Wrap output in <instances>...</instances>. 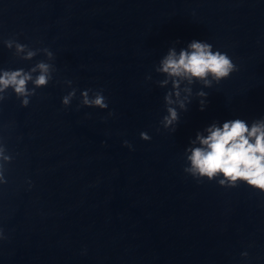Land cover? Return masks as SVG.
Here are the masks:
<instances>
[{
	"label": "water",
	"instance_id": "1",
	"mask_svg": "<svg viewBox=\"0 0 264 264\" xmlns=\"http://www.w3.org/2000/svg\"><path fill=\"white\" fill-rule=\"evenodd\" d=\"M10 37L48 47L57 71L27 107L11 89L0 102L13 157L0 184V264H264V192L184 172L198 131L264 117V0H0V67L46 59L14 56ZM194 39L239 71L195 83L207 105L193 95L172 132L160 123L171 85L158 86L155 66ZM65 80L77 89L68 107ZM89 88L108 108L78 107Z\"/></svg>",
	"mask_w": 264,
	"mask_h": 264
},
{
	"label": "clouds",
	"instance_id": "2",
	"mask_svg": "<svg viewBox=\"0 0 264 264\" xmlns=\"http://www.w3.org/2000/svg\"><path fill=\"white\" fill-rule=\"evenodd\" d=\"M2 42L8 49H14L13 55L22 60H32L40 53L46 57L28 70L0 67V102L7 99L8 90L11 89L20 100L21 106L27 107L37 89L47 87L54 79L53 74L57 71L53 63L54 53L48 47L32 48L28 44L20 43L15 37L3 39ZM237 71L239 67L233 63L232 58L219 49L213 50V45L207 41L194 39L187 48H181L179 52L175 47H169L155 66V72L164 77L156 81L158 86L168 88L171 85L163 97L167 115L161 119V125L175 132L180 119L178 110L187 111L193 95L200 98V110L205 109L208 93L201 89L194 94L195 83L210 88ZM146 79L151 80V75ZM29 82L33 85L31 88L28 87ZM64 84L71 88L62 97V104L68 107L75 98L77 89L71 87L72 80H65ZM80 106L106 109L108 103L103 90L89 88L81 92L78 107ZM114 114L112 111L108 113L109 116ZM205 131L206 135L198 131L195 140L185 148V159L188 163L184 172L190 174L198 183L205 178L208 181L216 180L223 187H237L244 182L251 188L264 192V117L253 120L251 126L240 118L225 120L222 126L212 123ZM140 136L144 140L151 139L147 132H141ZM197 142L198 146H192L197 145ZM123 143L129 149L132 148L127 140ZM12 159L0 141V184L7 183L6 164ZM6 238L3 229H0V240ZM241 255L246 257L248 253L243 252Z\"/></svg>",
	"mask_w": 264,
	"mask_h": 264
}]
</instances>
